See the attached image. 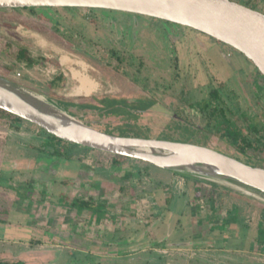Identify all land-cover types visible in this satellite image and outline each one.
Returning a JSON list of instances; mask_svg holds the SVG:
<instances>
[{"label":"rangeland","instance_id":"obj_1","mask_svg":"<svg viewBox=\"0 0 264 264\" xmlns=\"http://www.w3.org/2000/svg\"><path fill=\"white\" fill-rule=\"evenodd\" d=\"M234 1L264 13V0ZM74 71L97 90L78 95ZM0 75L105 133L264 168V76L193 29L110 10L3 9ZM10 119L0 115V261L264 264V201ZM82 200L103 209L78 213Z\"/></svg>","mask_w":264,"mask_h":264},{"label":"water","instance_id":"obj_2","mask_svg":"<svg viewBox=\"0 0 264 264\" xmlns=\"http://www.w3.org/2000/svg\"><path fill=\"white\" fill-rule=\"evenodd\" d=\"M30 8L110 10L174 23L234 48L264 76V13L232 0H0V10ZM0 109L64 142L140 160L251 197L239 187L264 201V168L203 145L105 133L1 75Z\"/></svg>","mask_w":264,"mask_h":264},{"label":"trees","instance_id":"obj_3","mask_svg":"<svg viewBox=\"0 0 264 264\" xmlns=\"http://www.w3.org/2000/svg\"><path fill=\"white\" fill-rule=\"evenodd\" d=\"M30 9H34V8H30ZM30 9H28V10H30ZM87 10H91V9H87ZM92 11H95V10H92ZM151 20L156 21V22H159V21L162 22V20L153 19V18H151ZM163 22H166V21H163ZM166 23H170V22H166ZM181 27H183V26H181ZM17 58L21 62H28L29 64H34V60L32 58H30L29 52L26 49H20ZM57 106H58V104H57ZM72 106L73 107H78V106H80V107L82 106L83 107L84 105H78L77 103H73ZM86 106H90V107L95 108V109L99 107V106H96V105H86ZM0 115H1V117L2 116H6L7 118H11L10 122H11V124L13 126L16 125L17 123H19L20 121H23V119L15 116L13 114L7 113V112H5V111H3L1 109H0ZM50 137H51V139L54 138L58 142H64L63 140L58 139L57 137H54L52 135H50ZM249 146H250V144H249ZM118 157L119 156H116V158H118ZM224 191H226L228 193L230 192L229 190H226V189H224ZM72 205L74 207H76L78 213H83L84 211H93V212H95V211H99V210L103 209V205H100L95 200H82L80 202L73 203ZM0 264H26V262L25 261H21V260L20 261H12V262L0 261Z\"/></svg>","mask_w":264,"mask_h":264},{"label":"bare ground","instance_id":"obj_4","mask_svg":"<svg viewBox=\"0 0 264 264\" xmlns=\"http://www.w3.org/2000/svg\"><path fill=\"white\" fill-rule=\"evenodd\" d=\"M82 64V63H81ZM83 68H86L85 64H82ZM75 78L79 81V87L77 88V94L78 95H90L93 91H95L98 88V84L95 83L92 79H90L87 75L79 71H74ZM197 175V174H196ZM239 191L250 195L253 197L254 195L250 194L248 191L236 187Z\"/></svg>","mask_w":264,"mask_h":264},{"label":"flooded vegetation","instance_id":"obj_5","mask_svg":"<svg viewBox=\"0 0 264 264\" xmlns=\"http://www.w3.org/2000/svg\"><path fill=\"white\" fill-rule=\"evenodd\" d=\"M232 1H234V0H232ZM236 2V1H235ZM245 6V5H244ZM247 7H249V6H247ZM250 8V7H249ZM252 9V8H251ZM255 10V9H254ZM262 13V12H261ZM27 50V49H26ZM29 52V51H28ZM29 55H30V53H29ZM30 58H32V56L30 55ZM33 59V58H32ZM23 63H25L26 65H29V63L28 62H23ZM83 74V73H82ZM86 75V74H85ZM89 77V76H88ZM90 78V77H89ZM91 79V78H90ZM78 81V80H77ZM94 81V80H93ZM79 82V81H78ZM95 82V81H94ZM96 83V82H95Z\"/></svg>","mask_w":264,"mask_h":264},{"label":"crops","instance_id":"obj_6","mask_svg":"<svg viewBox=\"0 0 264 264\" xmlns=\"http://www.w3.org/2000/svg\"><path fill=\"white\" fill-rule=\"evenodd\" d=\"M96 90H97V89H96ZM96 90H95V91H96ZM93 92H94V91H93Z\"/></svg>","mask_w":264,"mask_h":264}]
</instances>
